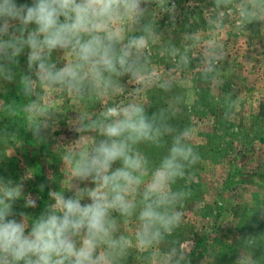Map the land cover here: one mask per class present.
Masks as SVG:
<instances>
[{
	"label": "rangeland",
	"instance_id": "obj_1",
	"mask_svg": "<svg viewBox=\"0 0 264 264\" xmlns=\"http://www.w3.org/2000/svg\"><path fill=\"white\" fill-rule=\"evenodd\" d=\"M249 3L151 0L140 23L125 26V40L142 34L144 25L152 27L155 39L142 54V71L152 79L118 77L117 94L81 97L37 85L39 96L26 97L19 83L21 57L16 79L0 78V177L23 184L16 210L39 214L50 201L49 191L71 183L61 156L74 147L73 113L91 119L107 107L136 102L149 111L163 110L176 129L191 126V143L201 159L174 186L188 193L179 206L183 217L159 243L137 248V222L120 220L119 234L132 241L121 264H240L241 257L264 264V13L242 18L240 7ZM181 56H187L186 64ZM69 59L67 53L52 54L58 66ZM32 100L47 106L52 118H30L24 106ZM37 124L46 129L41 141L32 133ZM85 135L98 138L95 132ZM167 146L138 147L157 163ZM25 198L36 199L37 207H24Z\"/></svg>",
	"mask_w": 264,
	"mask_h": 264
},
{
	"label": "clouds",
	"instance_id": "obj_2",
	"mask_svg": "<svg viewBox=\"0 0 264 264\" xmlns=\"http://www.w3.org/2000/svg\"><path fill=\"white\" fill-rule=\"evenodd\" d=\"M150 2L0 0V78L15 80L24 57L19 83L26 97L39 96L37 85L103 97L122 90L118 77L150 81L152 74L142 71V54L155 39L152 27L144 25L142 34L125 40V26L140 23ZM228 3L216 0L217 6ZM258 12L264 13V0L240 7L242 18ZM54 52L67 53L70 59L58 66ZM181 61L186 64L187 56ZM141 91L135 89L136 94ZM24 110L30 118L50 120L53 115L38 100ZM72 115L74 147L61 156L71 183L64 190L49 191L50 201L39 214L17 211L23 184L0 177V264H121L132 246L119 234L121 219L125 224L133 218L137 222L139 249L153 247L181 223L179 206L188 193L174 186L201 159L191 143V126L176 129L163 110L149 111L136 102L107 107L96 118ZM45 130L37 124L33 137L41 141ZM87 132L98 138L90 140ZM165 143L167 151L157 163L138 147ZM39 187L43 191L44 185ZM37 203L25 198L24 207L35 208ZM240 264L250 261L241 257Z\"/></svg>",
	"mask_w": 264,
	"mask_h": 264
}]
</instances>
